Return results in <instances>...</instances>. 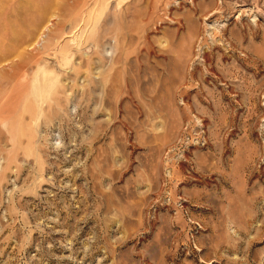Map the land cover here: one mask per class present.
<instances>
[{"label": "rangeland", "instance_id": "rangeland-1", "mask_svg": "<svg viewBox=\"0 0 264 264\" xmlns=\"http://www.w3.org/2000/svg\"><path fill=\"white\" fill-rule=\"evenodd\" d=\"M0 264H264V0H0Z\"/></svg>", "mask_w": 264, "mask_h": 264}]
</instances>
